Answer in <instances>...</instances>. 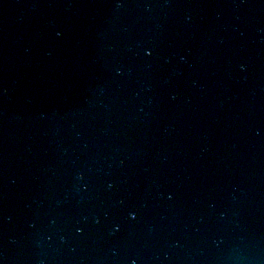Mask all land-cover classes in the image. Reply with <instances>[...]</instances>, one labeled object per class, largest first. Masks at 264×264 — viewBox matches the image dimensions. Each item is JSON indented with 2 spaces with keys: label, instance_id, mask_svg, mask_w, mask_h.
I'll list each match as a JSON object with an SVG mask.
<instances>
[{
  "label": "water",
  "instance_id": "1",
  "mask_svg": "<svg viewBox=\"0 0 264 264\" xmlns=\"http://www.w3.org/2000/svg\"><path fill=\"white\" fill-rule=\"evenodd\" d=\"M0 264H264V0H0Z\"/></svg>",
  "mask_w": 264,
  "mask_h": 264
},
{
  "label": "snow or ice",
  "instance_id": "2",
  "mask_svg": "<svg viewBox=\"0 0 264 264\" xmlns=\"http://www.w3.org/2000/svg\"><path fill=\"white\" fill-rule=\"evenodd\" d=\"M129 217H130V219H135V215H134V213H129Z\"/></svg>",
  "mask_w": 264,
  "mask_h": 264
}]
</instances>
